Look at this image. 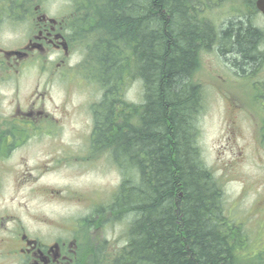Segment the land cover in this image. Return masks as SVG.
<instances>
[{"label": "trees", "instance_id": "1", "mask_svg": "<svg viewBox=\"0 0 264 264\" xmlns=\"http://www.w3.org/2000/svg\"><path fill=\"white\" fill-rule=\"evenodd\" d=\"M70 1L91 78L107 88L143 85L141 104L109 92L97 115L100 143L128 170L113 211L134 217L132 251L118 264H231L223 187L196 143L202 93L193 75L215 41L252 65L262 37L251 27L217 30L196 0Z\"/></svg>", "mask_w": 264, "mask_h": 264}, {"label": "flooded vegetation", "instance_id": "2", "mask_svg": "<svg viewBox=\"0 0 264 264\" xmlns=\"http://www.w3.org/2000/svg\"><path fill=\"white\" fill-rule=\"evenodd\" d=\"M45 2L0 0V264H114L119 255L128 254L125 243L116 237L115 241L100 239L98 230L104 229L106 218L85 214L86 209L95 211L102 206L94 194L102 186L90 183L75 188L68 181L60 184L52 178L55 172L67 170L71 160L83 171L100 167L109 175L118 165L111 146L101 144L96 135L99 107L69 104L68 94L60 103L54 100L51 86L55 76L62 82L68 75L54 72L53 63L58 69L65 68L68 57L79 47L70 35V15L54 17ZM248 3L244 18L239 15L228 20L222 29L237 25L257 30L262 38L254 63L245 66L232 50H222L219 41L208 49L216 47L221 58L234 68L223 77L232 110L245 106L248 120L262 129L264 14L256 0ZM5 23L24 30L13 29L15 36L5 41ZM35 69L40 76L38 86L22 92L23 79ZM6 82L14 87H4ZM109 92L117 97V89ZM73 116L84 122L75 135L69 136L66 130ZM236 122L230 116L229 125ZM261 137L264 134L259 132V147L263 145ZM61 203L65 211H54L53 205Z\"/></svg>", "mask_w": 264, "mask_h": 264}, {"label": "rangeland", "instance_id": "3", "mask_svg": "<svg viewBox=\"0 0 264 264\" xmlns=\"http://www.w3.org/2000/svg\"><path fill=\"white\" fill-rule=\"evenodd\" d=\"M248 1L198 0L197 4L199 3V7H202V2L205 3L202 20L211 25L215 23L218 29H222L228 20H235L238 15L244 18V10L247 9ZM45 6L51 15L60 18L64 12L69 11L70 2L69 0H46ZM257 21L261 22L260 19ZM13 29L24 30L22 26L13 27L9 23H5L3 32L5 41L11 40L15 36ZM82 53V51H74L68 57L67 63L71 62L73 66L78 64L82 59ZM199 55V69L193 75V80L200 86L202 93L196 119V143L205 165L212 170L224 188L222 203H220L222 215L233 226L237 221H245L243 229H245L246 235L242 234L243 236L240 235L232 242L231 264H264V232L260 233L256 227L259 222L264 223L262 208L264 200H260L264 197V137L260 138L263 144L260 146L261 148L256 141L259 132L264 134V128H257L248 120L245 106L241 105L245 110L238 109L237 106L232 110L231 95L225 91L228 87L225 85L223 77L226 75L225 72L233 71V66L221 58V53L216 47L213 50L203 48ZM55 57L56 55H54ZM74 70V68H70V71L67 70L69 75L66 81L60 82L57 80L58 76H55V81L51 86L55 102L60 103L64 94H68L69 104L72 105L80 103L89 105L99 101L98 85L87 79L83 80L81 76L75 74ZM39 79L38 71L32 70L27 79L24 78L22 81V92L38 86ZM119 82V87L116 88L118 94H122L121 98L124 95L123 98L135 105L143 102L141 80L133 79L132 82H125V84ZM4 87L11 88L14 85L6 82ZM237 97L239 98V96ZM232 103L235 104V99L232 100ZM230 116L237 122L229 125ZM83 122L79 116L71 117L69 130H66V134L75 135ZM74 162V160L70 161L71 166L67 170L57 171L53 174L52 178L55 183L64 184L68 181L75 188L81 187V184H101L102 187L94 194L97 196L106 195V198L114 195L117 191L115 188L123 176L120 169L112 171L109 175V172L104 173L103 168L100 167H91L83 171L81 167L74 166ZM124 171L128 170L124 169ZM131 172L129 171L127 176L130 177ZM112 183L114 186L110 190L111 186L106 187V185H113ZM53 208L56 211L63 210L62 205L54 204ZM87 212L89 209L85 214ZM125 216L134 219L131 212ZM112 228L119 231L123 229V225L112 224ZM112 228H109L106 234L101 227L98 230L99 238L103 239L109 235Z\"/></svg>", "mask_w": 264, "mask_h": 264}, {"label": "water", "instance_id": "4", "mask_svg": "<svg viewBox=\"0 0 264 264\" xmlns=\"http://www.w3.org/2000/svg\"><path fill=\"white\" fill-rule=\"evenodd\" d=\"M258 5L264 11V0H259Z\"/></svg>", "mask_w": 264, "mask_h": 264}, {"label": "bare ground", "instance_id": "5", "mask_svg": "<svg viewBox=\"0 0 264 264\" xmlns=\"http://www.w3.org/2000/svg\"><path fill=\"white\" fill-rule=\"evenodd\" d=\"M251 12V11H250ZM239 16V15H238Z\"/></svg>", "mask_w": 264, "mask_h": 264}]
</instances>
